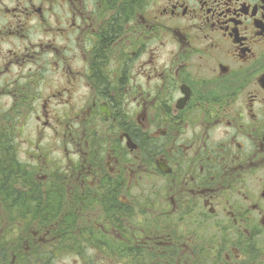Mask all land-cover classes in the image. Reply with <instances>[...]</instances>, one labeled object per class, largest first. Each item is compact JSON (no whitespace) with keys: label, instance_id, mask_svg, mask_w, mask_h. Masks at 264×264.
Listing matches in <instances>:
<instances>
[{"label":"flooded vegetation","instance_id":"flooded-vegetation-1","mask_svg":"<svg viewBox=\"0 0 264 264\" xmlns=\"http://www.w3.org/2000/svg\"><path fill=\"white\" fill-rule=\"evenodd\" d=\"M4 147L29 264H264V0H0Z\"/></svg>","mask_w":264,"mask_h":264},{"label":"trees","instance_id":"trees-1","mask_svg":"<svg viewBox=\"0 0 264 264\" xmlns=\"http://www.w3.org/2000/svg\"><path fill=\"white\" fill-rule=\"evenodd\" d=\"M5 147L3 153H0V210L4 213L3 216H0V264H17L18 261H21L23 264H29L31 259L36 260L35 250L33 249V258H31L28 254L25 253L22 246L12 244L10 242V237L12 238L14 235L10 231V227H7V213H10L9 219L14 223V220L23 219V223L26 221L27 216L31 213L32 203L30 202L29 193L22 191L19 188L20 182L16 179L15 174L19 172L15 169V167L19 166L17 162H8L7 159L4 158ZM7 162L9 164H7ZM27 200L26 204H24V200ZM10 200V201H9ZM29 225L36 226L40 218L33 214V216L28 218ZM11 224V225H12ZM62 247H59L56 251L63 250ZM44 253L45 259L40 260L39 264H50L49 255L47 254L49 251L45 250ZM15 257V260L13 259ZM14 260V262H13ZM47 260V261H46ZM21 263V264H22ZM32 264H37L36 262Z\"/></svg>","mask_w":264,"mask_h":264},{"label":"rangeland","instance_id":"rangeland-1","mask_svg":"<svg viewBox=\"0 0 264 264\" xmlns=\"http://www.w3.org/2000/svg\"><path fill=\"white\" fill-rule=\"evenodd\" d=\"M17 129H19V127H21L20 125V122L17 123ZM4 213L0 210V216H3ZM9 216H10V213L8 212L7 213V227H11V224L12 222L10 221L9 219ZM20 226V224H19ZM13 236V235H12ZM86 253H89V254H92L94 252H90V251H85ZM54 254H56L54 252ZM73 260V257L70 256V253H67V252H61L60 254H57L53 259L52 261L50 262V264H76L74 261L72 262ZM94 261L90 262V264H96L95 262L93 263ZM22 262L21 261H18L17 264H21ZM5 264V263H3ZM23 264V263H22ZM97 264H106L105 261L101 260L100 262H98Z\"/></svg>","mask_w":264,"mask_h":264}]
</instances>
